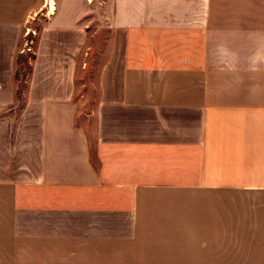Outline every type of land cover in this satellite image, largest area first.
Wrapping results in <instances>:
<instances>
[{"label": "crops", "instance_id": "crops-1", "mask_svg": "<svg viewBox=\"0 0 264 264\" xmlns=\"http://www.w3.org/2000/svg\"><path fill=\"white\" fill-rule=\"evenodd\" d=\"M43 7L0 0V264H264V0H55L18 100Z\"/></svg>", "mask_w": 264, "mask_h": 264}, {"label": "rangeland", "instance_id": "rangeland-1", "mask_svg": "<svg viewBox=\"0 0 264 264\" xmlns=\"http://www.w3.org/2000/svg\"><path fill=\"white\" fill-rule=\"evenodd\" d=\"M41 1L44 3V7L34 14H31L24 23L19 53L16 57L15 73L18 100L25 89L26 81L30 74L31 64L35 54L39 33L45 26L50 16L48 13L50 8L48 10L46 7V4H48L47 6L49 7V0ZM88 14V18H90L89 29L97 31L102 27L103 21L105 20V16L102 13V8L96 4L92 7ZM109 43L110 40L108 32H92L88 37L86 44L87 52L84 51V53L81 54L80 60H84L86 64L82 67L83 75L81 79L82 87H80V92L83 96L85 108L90 110L93 109L96 104L98 94V76L105 57L108 55Z\"/></svg>", "mask_w": 264, "mask_h": 264}, {"label": "bare ground", "instance_id": "bare-ground-1", "mask_svg": "<svg viewBox=\"0 0 264 264\" xmlns=\"http://www.w3.org/2000/svg\"><path fill=\"white\" fill-rule=\"evenodd\" d=\"M49 8H50L49 15H52L54 11V0H49Z\"/></svg>", "mask_w": 264, "mask_h": 264}, {"label": "trees", "instance_id": "trees-1", "mask_svg": "<svg viewBox=\"0 0 264 264\" xmlns=\"http://www.w3.org/2000/svg\"><path fill=\"white\" fill-rule=\"evenodd\" d=\"M33 59H34V57H33ZM31 71V70H30ZM15 79H16V73H15Z\"/></svg>", "mask_w": 264, "mask_h": 264}]
</instances>
